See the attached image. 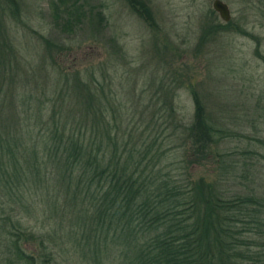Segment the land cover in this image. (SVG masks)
Returning <instances> with one entry per match:
<instances>
[{
    "label": "trees",
    "instance_id": "16d2710c",
    "mask_svg": "<svg viewBox=\"0 0 264 264\" xmlns=\"http://www.w3.org/2000/svg\"><path fill=\"white\" fill-rule=\"evenodd\" d=\"M60 2L54 18L62 17L63 28L74 30L89 17L81 0ZM19 8L18 0H0V46H12L10 53L0 49V264H98L103 253L120 264H264V194L219 184L236 166L221 144L239 132L193 91L192 118L176 121L174 130L182 142L179 163L169 169L167 156L178 144L168 148L135 135L131 124L123 130L115 119L105 120L106 106H97L92 86L78 75L67 85L66 103L64 92L39 90L34 63L24 70L21 58L7 56L15 47L1 27ZM51 72H58L51 87L68 76ZM207 162L216 165L214 178L188 172ZM38 210L58 220L60 236L27 226L23 215Z\"/></svg>",
    "mask_w": 264,
    "mask_h": 264
},
{
    "label": "rangeland",
    "instance_id": "374dc122",
    "mask_svg": "<svg viewBox=\"0 0 264 264\" xmlns=\"http://www.w3.org/2000/svg\"><path fill=\"white\" fill-rule=\"evenodd\" d=\"M222 1L230 10L229 24L213 9V0H81L89 17L69 30L63 28L61 16L54 18L56 8L63 6L60 0H18V14L4 16L1 30L15 47L7 56L21 58L24 70L34 63L39 90L64 92L68 103L67 85L78 75L92 86L96 102L102 103L97 106H106L105 120L113 124L115 119L123 130L131 124L135 135L155 137L168 148L178 144L167 156L169 169L181 156L176 121L191 120L192 92H199L210 113L239 132L221 144L224 157L236 166L219 184L264 194V159L259 153H264V61L256 53L264 55V0ZM44 37L58 46L45 48ZM11 47L0 49L10 53ZM52 69L68 75L54 87L58 72ZM45 74L50 77L45 79ZM99 118L93 116L98 128ZM214 166L207 162L188 172L212 179L218 174ZM242 166L246 176L239 177ZM22 219L31 230L62 234L58 220L48 221L40 210ZM57 242L50 247L58 248ZM98 264L120 263L103 253Z\"/></svg>",
    "mask_w": 264,
    "mask_h": 264
},
{
    "label": "water",
    "instance_id": "95a60500",
    "mask_svg": "<svg viewBox=\"0 0 264 264\" xmlns=\"http://www.w3.org/2000/svg\"><path fill=\"white\" fill-rule=\"evenodd\" d=\"M213 9L218 12L221 19L228 21L230 19V10L226 3L222 0H213Z\"/></svg>",
    "mask_w": 264,
    "mask_h": 264
}]
</instances>
